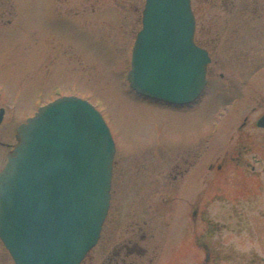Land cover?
<instances>
[{
    "label": "rangeland",
    "instance_id": "1",
    "mask_svg": "<svg viewBox=\"0 0 264 264\" xmlns=\"http://www.w3.org/2000/svg\"><path fill=\"white\" fill-rule=\"evenodd\" d=\"M145 4L0 0V107L6 110L0 171L18 143V128L43 105L62 96L84 99L103 115L117 148L109 214L84 264H98L106 248L134 239V231L144 226L138 241L148 255L139 263L158 247L155 264H199L204 251L198 237L207 233V225L194 216L197 205L222 226L206 239L224 256L220 264H264V129L256 125L264 112V0H192L196 41L219 57L210 65V84L189 111L139 99L131 90L128 74ZM227 97L239 101L220 122ZM246 117L248 164L231 166L232 182L219 185L226 201L211 202L212 155L231 137L232 143L237 140ZM197 138L208 173L203 180L193 168ZM189 155L186 178L164 176L165 163L173 177L175 165ZM0 264H14L1 242Z\"/></svg>",
    "mask_w": 264,
    "mask_h": 264
},
{
    "label": "water",
    "instance_id": "2",
    "mask_svg": "<svg viewBox=\"0 0 264 264\" xmlns=\"http://www.w3.org/2000/svg\"><path fill=\"white\" fill-rule=\"evenodd\" d=\"M195 29L192 0H147L132 89L173 105L196 101L211 59ZM17 140L0 173L2 242L16 264H81L110 209L116 144L108 124L90 102L64 97L21 125Z\"/></svg>",
    "mask_w": 264,
    "mask_h": 264
},
{
    "label": "flooded vegetation",
    "instance_id": "3",
    "mask_svg": "<svg viewBox=\"0 0 264 264\" xmlns=\"http://www.w3.org/2000/svg\"><path fill=\"white\" fill-rule=\"evenodd\" d=\"M205 49V47L201 46ZM207 50V49H206ZM208 51V50H207ZM210 57L212 59L211 65L216 63V58L219 57V54L217 51L210 52ZM242 54L238 55L236 59H240ZM236 61V60H235ZM239 63H241L239 61ZM238 70L240 69L237 68ZM209 71L210 66L208 67V77H209ZM209 79V78H208ZM221 79L225 80V76L223 73H221ZM219 83V82H218ZM220 85L222 87V83L220 82ZM228 101L225 103V105L222 106V117L226 118L227 112L231 113V108L234 106L235 103H237L239 100L236 98L231 99L227 97ZM174 109V108H173ZM181 110V109H180ZM184 111H189V107H183ZM230 115V114H229ZM264 116V112L261 114V116L257 119L256 125L258 127V121ZM248 117L243 122V125L238 127V135L236 137V141L232 143L231 141L233 137L229 140V142L226 143V146L222 148L219 152L215 149L212 157L213 162L208 165L207 171H209L212 176V184L214 185V192L211 202L212 201H226L224 199V195L219 192L220 188L219 185H227V183L232 182L234 177V171L235 169H231L233 165H236L238 168L242 169L245 164H248L247 162V151L249 150L248 147V139L249 137L246 135L245 128L248 124ZM192 143H189L191 145ZM202 142L200 139H195L194 144H192L196 148V152L194 154V163L193 168L196 169V178L199 180H203V177H206L208 173L206 172V168L203 169L202 166V153L199 152L201 149ZM169 154V152L163 153V158L166 161V157ZM191 156H185L183 157V162L181 164H176L173 171V177L170 173V163H165V173L164 176L169 179H173L174 181L178 178H186L188 175V172L190 171L188 166H191ZM244 169V168H243ZM231 171H233L231 173ZM246 171V170H243ZM167 173V174H166ZM211 184V185H212ZM202 192H198L196 195V202L197 204H200L202 201ZM231 215L234 214V211H232ZM194 216L199 217L202 221L205 222L207 225V233L204 236L198 237V243L199 250L204 251V258L201 260L199 264H220L224 260V256L220 254L219 250L217 248H213L209 245L207 242L208 239L213 237L216 232H218L222 226L219 224H214L211 218H209V212L207 209H204V207H200L197 205L196 210L194 211ZM145 229L144 227H141L138 231H134V239H131L124 243H116L114 245L109 246L105 249L104 254L102 255V258L100 259V262L98 264H155V260L159 256L160 249L156 247L155 249H152L150 258L147 260L146 263H139V258L146 257L148 254L147 248L143 247L138 239H139V232H143ZM217 234V233H216ZM141 240H145V236H140ZM207 239V240H206ZM151 247V245H150ZM153 251L156 253L153 254ZM159 252V253H158ZM89 256V255H88ZM88 258V257H87ZM86 258V259H87ZM84 260V262L86 261ZM84 262L82 264H84Z\"/></svg>",
    "mask_w": 264,
    "mask_h": 264
},
{
    "label": "bare ground",
    "instance_id": "4",
    "mask_svg": "<svg viewBox=\"0 0 264 264\" xmlns=\"http://www.w3.org/2000/svg\"><path fill=\"white\" fill-rule=\"evenodd\" d=\"M3 120H5V118Z\"/></svg>",
    "mask_w": 264,
    "mask_h": 264
}]
</instances>
